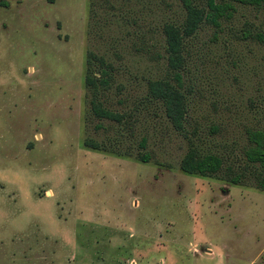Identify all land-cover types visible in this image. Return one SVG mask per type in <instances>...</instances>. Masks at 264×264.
Returning a JSON list of instances; mask_svg holds the SVG:
<instances>
[{"label": "rangeland", "instance_id": "obj_1", "mask_svg": "<svg viewBox=\"0 0 264 264\" xmlns=\"http://www.w3.org/2000/svg\"><path fill=\"white\" fill-rule=\"evenodd\" d=\"M234 6L187 42L177 130L144 93L178 0H0V264H264V190L242 153L244 128L264 130V7ZM87 50L114 66L120 122L90 111ZM189 138L244 182L179 169Z\"/></svg>", "mask_w": 264, "mask_h": 264}, {"label": "trees", "instance_id": "obj_2", "mask_svg": "<svg viewBox=\"0 0 264 264\" xmlns=\"http://www.w3.org/2000/svg\"><path fill=\"white\" fill-rule=\"evenodd\" d=\"M180 16L177 19L163 20L159 33L162 51H155L156 57H161L164 71L156 77L145 78L144 98L155 101L162 108L170 125L177 129H184L187 111V96L182 87V71L186 64L187 42L193 37L200 26L207 22L217 27L221 18L230 17L235 8L234 3L247 4L254 7H264V0H178ZM241 37L255 36L263 39L260 30L249 27L239 29ZM114 66L101 53L87 50L85 53L84 85L89 91V108L92 114L120 122L122 114L110 108L106 103V90L113 81ZM246 145L242 149L245 165L251 167V183L264 190V130L260 127L244 128ZM86 145L103 148L104 144L86 137ZM144 143V138L138 141ZM137 157L147 160L146 152H138ZM244 165V166H245ZM178 167L184 172L199 175H216L233 183L244 182L243 170L233 169L231 164L224 162V156L212 149H201L194 145L190 138L188 144L178 160ZM244 169V167H242Z\"/></svg>", "mask_w": 264, "mask_h": 264}]
</instances>
